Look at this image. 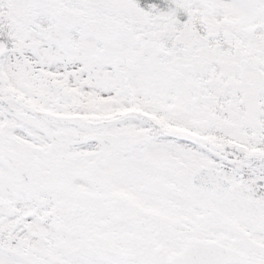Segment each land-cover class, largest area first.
I'll return each mask as SVG.
<instances>
[{"label": "snow or ice", "instance_id": "obj_1", "mask_svg": "<svg viewBox=\"0 0 264 264\" xmlns=\"http://www.w3.org/2000/svg\"><path fill=\"white\" fill-rule=\"evenodd\" d=\"M0 264H264V0H0Z\"/></svg>", "mask_w": 264, "mask_h": 264}]
</instances>
